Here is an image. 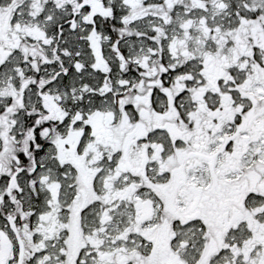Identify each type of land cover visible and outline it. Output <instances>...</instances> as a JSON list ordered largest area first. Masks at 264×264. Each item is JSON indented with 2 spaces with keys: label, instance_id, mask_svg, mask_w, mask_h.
<instances>
[{
  "label": "flooded vegetation",
  "instance_id": "1",
  "mask_svg": "<svg viewBox=\"0 0 264 264\" xmlns=\"http://www.w3.org/2000/svg\"><path fill=\"white\" fill-rule=\"evenodd\" d=\"M123 1L109 31L122 46L107 42L104 52L95 40L89 47L118 96L87 121L90 140L61 196L63 218L54 217L58 231L45 238L53 245L62 236V246L39 247L27 264H101L100 253H109L105 264H264V6ZM81 2L91 14L103 12L97 0ZM18 4L0 5V108L24 98L33 105L37 94L44 109L50 96L59 115L34 81L38 42L12 23ZM6 119L0 112V127L15 123ZM98 128L119 130L111 145L90 146ZM92 169L99 174L90 176ZM10 199L16 203L12 183ZM8 218L13 237L0 229V264H22L15 207Z\"/></svg>",
  "mask_w": 264,
  "mask_h": 264
},
{
  "label": "trees",
  "instance_id": "2",
  "mask_svg": "<svg viewBox=\"0 0 264 264\" xmlns=\"http://www.w3.org/2000/svg\"><path fill=\"white\" fill-rule=\"evenodd\" d=\"M6 1L0 0V5H5ZM18 1V8L17 11H13L12 21L17 23L16 31L19 32V28L27 22L28 26H38L40 32L18 33L22 37L38 42L35 45L40 51L36 48L35 54L37 53L38 57L35 59H39V64L35 68V71H38L34 81L42 83V91L53 96L62 113L50 116L47 120L43 119L42 116H46L47 113L41 105L43 101L41 95L37 94L33 105L28 104L27 101L30 100L24 98L21 99L22 104L14 105L15 107L0 108L3 118L7 116L10 119L13 116L15 119L14 124H5L10 141L17 146L27 144V151L31 156V162L27 165L24 155L16 151L18 170L14 180V173L8 175L0 172V229L5 230L11 237L13 235L8 217L12 214L13 207L17 205L26 215V219H29L32 229L36 228L39 214L50 211L52 203L48 185L51 183L59 188L61 204V208L54 211V216L63 218L65 200L61 199V196L67 187L71 188L76 178L77 162L81 160L85 144L90 140L91 124L87 122L89 116L97 111L107 112L115 96H118V93L115 92V95L109 90L111 81L114 80L110 76L111 73L107 74L109 70L104 67H93L91 58L93 53L89 47L96 40L106 52L107 42L108 44L114 42L120 46L123 44L122 36L115 39L113 34L109 35L110 24L116 22L122 15L123 0H97L103 12L96 14H91L81 0ZM147 3H151V0ZM84 16L88 19L85 20ZM54 50L57 55L53 57ZM45 54H49L48 61L45 60ZM39 55L44 58H40ZM47 70L49 75L43 79L41 76ZM2 137H6L5 133L0 137V145ZM28 168L30 169L27 170ZM11 183L15 187L16 203H12L10 199ZM91 213L90 209H85L83 214L87 216ZM91 216H94V213ZM20 220L21 217L16 220L19 226ZM34 239H40L38 233L34 234ZM61 239L62 236L56 238L53 245L45 239L41 241L44 246L52 245L51 251L57 252L62 246ZM38 252L37 255L41 256L44 250ZM32 261L35 262L34 258Z\"/></svg>",
  "mask_w": 264,
  "mask_h": 264
},
{
  "label": "rangeland",
  "instance_id": "3",
  "mask_svg": "<svg viewBox=\"0 0 264 264\" xmlns=\"http://www.w3.org/2000/svg\"><path fill=\"white\" fill-rule=\"evenodd\" d=\"M222 1V0H219ZM219 1L216 2L215 6L218 7L219 6ZM248 6H253L255 8H259V7H263L264 6V0H246ZM37 7H39V5H37ZM139 9H135L133 12H138ZM27 23V22H26ZM17 27V26H16ZM5 28V27H4ZM39 27L38 26H22V28H19V32L18 33H23L26 32L28 34H32V33H38L39 32ZM8 30V27H7ZM40 34V32H39ZM49 99V103H47V106L45 107V111L47 112V114L45 117H50V116H55L57 115V109L56 107H54V104L52 102V98L50 96H46ZM8 131L7 126L4 124V126H2V132L5 133L6 137H2L1 139V145H0V172H5L6 174L10 175L11 173H13L12 171H14V167L16 165V163H18V160L16 158V151L21 152L24 155L25 160L27 161V165L29 164V157L30 155L27 152V144L24 145H20L17 146L15 145L12 141H10V138L8 137V135L6 134V132ZM115 132H119V130H117V128L114 129V131L112 132V130H105L102 131L100 128H98L94 135L95 138L92 142V144L90 146L93 145H111L112 142V138H113V134ZM97 148V147H96ZM132 166H136V160H130L128 161ZM16 167H18L16 165ZM95 174H99V172L97 171V169H92V173L90 176H95ZM106 182V181H105ZM10 187V185H9ZM49 187V193H50V202L52 203L50 206V211H44L43 213H40L39 216L37 217L38 220V226L34 229H32L33 227L30 225V221H28L26 219V215H24L22 213L21 210H19V207L17 205H15V210L17 208L18 210V217H21L20 220V236L21 239L23 241L22 245V253L20 255V261L22 264H27V259L30 257V259H32V254L34 250L38 249L39 247H43L44 244L41 241L42 239L45 238H49L55 235V233L58 231V229L56 228H52V224L55 223L56 227L59 225V222L57 220L54 219V211L58 210L61 208V204L60 202H58L57 200V186L54 183H51L48 185ZM125 188V187H124ZM12 190V187H11ZM86 198H83V200H85ZM1 207V205H0ZM16 210V212H17ZM71 212H73V208H71ZM17 213V214H18ZM25 217V218H24ZM63 225V224H62ZM38 233V236L40 237V239H34V234ZM109 253H100L99 256L102 259V261L100 262L101 264H105V260L108 259L110 256L108 255ZM29 259V260H30ZM217 262L218 258L215 257L211 260V262ZM71 262V260L69 259L66 263L69 264ZM55 264V263H54Z\"/></svg>",
  "mask_w": 264,
  "mask_h": 264
}]
</instances>
